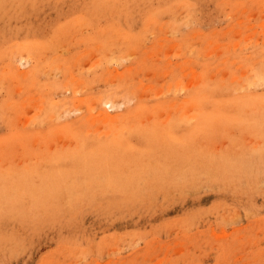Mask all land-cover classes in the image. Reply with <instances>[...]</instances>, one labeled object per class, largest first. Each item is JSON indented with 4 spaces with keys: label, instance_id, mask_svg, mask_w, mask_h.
<instances>
[{
    "label": "rangeland",
    "instance_id": "1",
    "mask_svg": "<svg viewBox=\"0 0 264 264\" xmlns=\"http://www.w3.org/2000/svg\"><path fill=\"white\" fill-rule=\"evenodd\" d=\"M260 58L264 61V0H0V145L12 129L29 133L0 150V264H264V131L246 129L249 114H243L241 126L220 127L226 130H172L190 164L189 170L180 168L184 183L166 177L170 182L153 183L151 190L140 184L139 193L124 196L106 190L116 180V166L85 175L74 173L79 166L72 161L50 166L74 174L68 179L86 190L102 180L104 192L96 190L103 185L99 182L91 188L97 193L81 189L85 194L80 191L79 200L80 194L60 183L59 173L43 177L50 155L66 153L75 142L72 133L47 135L49 123L39 110L48 102L68 103L72 97L66 88L75 87V101L56 120L84 118L87 98L122 81L140 92L129 104L119 100L115 109L106 107L107 114H122L125 104L132 108L140 100L159 106L170 81L164 75L167 64L183 74L206 72L215 81L210 86L216 87L217 102L264 97V82L245 80L247 91L234 90L238 84L232 83L250 68L263 72L254 62ZM249 60L258 68L248 67ZM222 78L225 87L218 85ZM80 129L74 131L84 148L125 134L145 166L163 164L168 153L162 147L175 145L171 131L107 132L90 124ZM118 153L125 157L128 150L121 145ZM39 190L45 198L36 202L32 198L42 195ZM8 199L11 203L4 202Z\"/></svg>",
    "mask_w": 264,
    "mask_h": 264
},
{
    "label": "bare ground",
    "instance_id": "2",
    "mask_svg": "<svg viewBox=\"0 0 264 264\" xmlns=\"http://www.w3.org/2000/svg\"><path fill=\"white\" fill-rule=\"evenodd\" d=\"M94 8H95V6H94ZM94 8H92V9L94 10ZM151 24L154 25L153 22ZM132 38L133 37L129 36L126 43L130 44L131 43L130 40H132ZM209 44H211V43H209ZM173 52H174V50H173ZM173 52H171V53H173ZM179 53H180L179 51L178 52L175 51L173 54H175L176 56H179L178 55ZM250 58H251L250 56L247 57V60L250 59ZM24 59L21 60V61L24 62ZM250 60H249V62H250ZM259 60H255V61L253 60V61L255 63H257L256 65L258 67L260 66V70L262 68V71H263L264 70V66H261V63H262V65H264L263 64L264 63L263 58L259 62L260 65H258V62H256V61H259ZM21 61H19V62H21ZM26 61H28V60H25V62ZM253 61H251L252 63L250 62L249 64H248V62L247 63L243 62V64H245V65L248 64V67L252 66L253 68H255L257 66L254 64ZM182 64H187V63L185 61H183ZM250 64H251V66H249ZM10 65H13V64L10 63ZM19 65H21V64H19ZM13 66H9L10 70L13 69L12 68ZM183 66H185V65H183ZM178 67H180V66H178ZM151 69H152L151 71L153 73H157L158 68L151 67ZM164 69H165L164 70V75H166L170 79V81H169V83L166 86L167 95L163 96L161 91L158 92V97L163 96L161 99H159L160 101H162V103L159 106L156 105V106H152V107L149 106L148 107V106H145L144 104H142L141 100L140 101L137 100L138 103H140V104H138V103L136 104L135 103L134 107H132V108H129V106L127 104H125V105L123 104L125 107H128V108L122 114H116L115 115V113H114V116L107 114V111H105L106 107L108 108V110L110 108L115 109V105H117L116 103H118L119 100H124V101H122L123 103L124 102L125 103L128 102V104H129L130 103L129 101H131V100H129L130 97L135 98V97L138 96L137 93L140 92V91L139 92L137 91L138 90L137 85L132 83L133 84L132 90H130V88H131L130 86L132 84L131 83L128 84L129 82L122 81L118 85L116 84V86L112 85V88L110 90H109V88H108V90H105V89H107V88H105V89H103L105 91H103L102 93H99V94L97 93L98 95L97 94L95 96L92 95L91 97L87 98L86 99V103H85L86 115H84V118H78L76 120H70V121L65 122L63 124H59L57 122V120H56L58 117L61 118L60 114L65 112V109H67L75 101V95H74V93L76 92V88L75 87L66 88L68 90L70 89V93H71V97H72V99L68 103H66V104L62 103L61 104L60 101H59V103L48 102V103L45 104V106L40 107L39 110L42 111L40 113H43L44 114L43 116L46 119L45 123L46 124L49 123V126L46 129L47 130V135H48V133L51 134L50 136H52L53 134H58V133L60 134L61 132L62 133L63 132L70 133V134L72 133L73 140L75 142V145H71L69 151H67L66 153H52L53 155L51 154L50 158L48 160L45 159L46 160V166L43 165V169H42L44 175L45 174H52V176H53L54 173H59L62 176V178H59L60 183L63 184L64 187L68 188V190L70 192L73 191V193H74L76 191L77 192V196L76 197L80 196L79 197V200H80V198L83 195L81 192H83L84 190L87 193H88V190L92 191V192L94 191L93 193H95L96 190L104 192L105 191L104 190L105 187H103V186H105V185H104L103 182H101L102 180L98 181V183L100 182L99 185L103 184L101 186L103 189L98 185V183H95V184L98 185L100 188H98V186L96 187L95 184H91V185L94 186V188H98V189H96V190L94 188L91 189L93 186L90 187V189H89L88 187L91 186L90 183H89L88 184L89 186L84 184V185H86V188H88L86 190V189H84L85 188L84 186H80L82 184H80V185L78 184L77 185V183L79 181L77 183H74L73 179H68V177H67L68 175L75 176L74 174H72L70 172H66V171H61V170H58V169H52V168H50V166H52V167L54 166L55 167L58 163L66 162V161H70V162L72 161L73 164H76V167H77V165L79 166V168H78L79 170L77 169V172H74V173H76L78 175H80V173H84V175H85L86 174L85 172L88 173L89 171H92V170H96L97 172L101 173L105 169L107 171V168H112L113 166H116V172H117L116 175H114V173H112L115 169H113V171L109 170L112 173V176L114 175L113 177L116 179L115 181H113L115 183L112 182V184H111V183L108 182L109 185H107V186L109 188L106 187L107 188L106 190L109 191V192L113 191V190L114 191L118 190L121 194H123L122 192H125V194L127 196H129L128 193H133V194L137 193V192L139 193L140 190L145 189V188L147 189L148 186L150 188V186H152L153 183H156V185H157V183L161 182L163 179H167L166 177H168L169 179H171L173 181H174V179L176 181V178L179 177V179H182V182L187 179L186 177H184V179L185 178L186 179L183 180V177H180V176H183V175H180L182 173V171H183L180 168L183 169L184 167H186L185 169L186 170L188 169V165H190L188 163V161H187L188 156L184 152L183 153L180 152L179 148H181L183 143H181L180 140H177V138H179V137H177L174 134V132H172V130H179V131L180 130H182V131L183 130L184 131H186V130H188V131L226 130L225 127H223V128H220V127L224 125V126H226L228 128V126L239 125V124L241 126L242 125L241 121L242 120L245 121V118L248 117L247 118L248 120L246 121L247 124H248V127L246 128L247 130L264 131V97H262V96H259V97L250 96L249 97L248 96L250 98L249 100L248 99H244V101H240L239 100L238 103H236V102L235 103L217 102V101H215L213 99V94L216 91L215 90L216 87H215V85H214V87L210 86V84L211 83L213 84L215 81L213 79H211L210 77H208L206 75V72H204L205 74L204 73L196 74L193 71L192 72L189 71V74L188 73L187 74H183V73H181V71L177 72L176 71L177 68L169 67L168 64H167V66L164 67ZM251 70H252V68H250L248 70L249 72L248 71L246 73L243 72L242 73L243 74L242 77L241 76L238 77V78L237 77H232V83L235 82V83L238 84V85H236V88H234V90L236 89V91H238L237 87L240 90H244V88H243L245 86L244 84H247L248 81H250L252 83V85L257 84L259 82H261V83L264 82V71L261 72V71H259V69H257L258 71L257 70H252L251 71ZM226 74H229V73L227 72ZM249 74H250V76L253 74L252 75L253 77L250 80L248 78ZM22 77H25V75L22 76ZM27 77H29V75H27L26 78ZM12 78H13V76H12ZM26 78H23V80H25ZM187 79H189V81ZM224 79L225 78H222L221 79V83H218V85H221L220 87H222V86L225 87V85H223V82H224L223 80ZM247 79H248V81H245ZM77 84H78V82H77ZM128 85H130V86H128ZM247 85H249V87H250V83H248ZM240 87H242V88H240ZM249 87H248V89H249ZM146 89H150V87L147 86V87L141 88L142 96L144 95V92L146 91ZM246 89H247V87H246ZM246 89L244 91L248 90V89L247 90ZM121 90H125V91H123L122 95H117V93H119V91H121ZM177 90L180 91V93H182V95H184V96L182 97V96L177 95L176 94ZM80 91L81 90L79 89L78 93H80ZM124 94H130V95L124 96ZM121 96L123 98H121ZM127 96H129V97H127ZM124 97L125 98L127 97L128 99L126 100V99H124ZM138 98H140V97H138ZM245 100H248V101H245ZM122 102H120V103H122ZM120 103H119V106H120ZM120 107H122V106H120ZM232 109H235L238 114L237 115L236 114H231ZM36 111H38V110H36ZM40 113L38 114L39 115L38 117H40V115L42 116V114H40ZM94 114H95V116H94ZM243 114H246V115L249 114V115L246 116L243 119L242 118ZM49 116H50V121L47 122V119H49ZM63 116H64V114H63ZM54 122H55V124H54ZM88 124L95 125V126H97V125L102 126L104 128V130H106L107 132L108 131H111V132L112 131H118V132L120 131L119 133H121V131H124V132L125 131H130V132L131 131H136V132L137 131H171V137L175 138V145H174L173 148L162 147V148H164V151H166V153H168V154H166L165 159L163 158L165 160V162L163 164H157L156 166H152V165L150 166L149 163H148L149 166H147V165L145 166V165L142 164V162L141 163L138 162L140 157L138 156L139 154H137V150H134V148H132V146L130 144L126 143L127 141L129 142V140L126 139L127 136H126V138L123 137V136H125V134H123V136L115 134V136H116L115 138L113 137L111 139H108L107 141L106 140L103 141L101 139H98L97 140L98 142H96V144H94V146H90V147L85 146V148H84L83 147V145L85 144L84 141L81 142L80 139H77L78 135H77V132L74 131V130H81L80 129L81 126H85V125H88ZM245 126L246 125H244L243 127H245ZM234 127H236V126H234ZM12 130H13L12 135L10 137L4 139L2 141V143H1V145H0V150H2L3 152L5 150L7 151V149H9L10 147L11 148L13 147L14 143L12 141V138L17 136L18 134H24V137L27 136L26 134H29L27 132H20V131L18 132V131H16L17 128L12 129ZM22 130H24V129H22ZM62 135H66V134H62ZM50 136H48V137H50ZM46 137H41V140L43 141L44 138L46 140L48 138V137L47 138ZM182 138L185 139V137H182ZM49 139L50 138H48V140ZM121 145H124L125 149L128 150V155L125 156V157L122 156L124 153H120L122 155H120L118 153V150L120 149ZM151 145H153V144H151ZM158 146H159V144H158ZM161 146H163V145H161ZM67 148H69V147H67ZM159 148H160V146H159ZM133 151L135 153H133ZM164 151L162 150L163 154H165ZM129 152L131 154L130 156H129ZM180 153H181V155H180ZM176 160H178L179 162H181L180 160H183L184 163H186V166L184 164V166L181 167V165ZM114 162H118L119 165L118 166L114 165L113 164ZM177 163L180 165L179 168H178ZM70 165H71V163H70ZM135 166H137V167H135ZM191 169H192V167H191ZM23 170H25V169H23ZM27 170H29V169H27ZM31 171L34 172V170H31ZM180 171H181V173H180ZM10 172H8V174ZM246 172H247V170L245 171V173ZM6 173H7V171H6ZM6 173L4 172L5 175H6ZM4 174H3V176H4ZM84 175H82L84 178L82 179V177H81L82 180L80 179L81 181H83V183L85 182L84 180L86 179V176H84ZM97 176H98V174H97ZM11 177H13V176H11ZM43 177H46V175L43 176ZM73 178H75V177H73ZM89 178H90V176H89ZM97 178L98 177H95V179H97ZM110 178L112 179V177H110ZM169 179H167V181ZM93 180H94V178H93ZM103 180H104V178H103ZM108 180H105L106 184H108L107 183ZM112 180H114V179H112ZM120 180L122 182H119ZM140 181H142V182H140ZM165 182H166V180H164V183ZM169 182H170V180H169ZM60 183H59V187H60ZM177 183H178V181H177ZM140 184H143V185H140ZM160 184H162V183H160ZM165 184H167V183H165ZM179 184H180V180H179ZM134 185H137V186L134 187ZM138 185H140L142 187V189H141V187L138 188L139 187ZM48 186H49V184H48ZM165 187H167V186L165 185ZM171 187H175V186L172 185ZM176 187H177V185H176ZM179 187H180V185H179ZM118 188L121 189L122 191L119 190ZM81 189L82 190L84 189V190L81 191ZM164 189L165 188H163L161 190H164ZM41 190H43V189H41ZM68 190H66V192H69ZM150 190H151V188H150ZM15 191H17V190H15ZM39 191H37V193ZM143 191H145V190H143ZM164 191H168V190H164ZM164 191H160V192H164ZM10 192H12V191H10ZM42 192L43 191H40V193L42 194L40 196L43 197L44 194ZM48 192H50V191H48ZM60 192H62V191L60 190ZM44 193L47 194V192H44ZM51 193H52V191H51ZM7 194H5L6 198L8 197V196H6ZM14 194H15V192H14ZM48 194H49L48 196L52 195L50 193H48ZM125 194H123V195L126 196ZM28 195L30 197H32L31 193L28 194ZM33 196H35V194H33ZM40 196H39V198L34 197L32 199L33 200L36 199L35 200L36 202L38 201V199H39V201H42L45 198V196L43 198L40 197ZM11 197H13V196L11 195ZM11 197H10V199H11ZM76 197L75 196L73 197L75 199V201H77ZM52 199L55 200L56 198L54 199L52 197ZM19 200H21V199H19ZM10 201H12V200L8 199L7 201H4V202H10ZM35 201H34V203H35ZM45 202H44V204H45ZM32 204H33V202H32ZM48 205H46V206H48ZM42 206H44V205L42 204ZM58 209H59V207H58ZM46 213L48 214V212H46ZM52 213H53V211H52ZM46 219H48V218H46ZM14 220H16V219H14Z\"/></svg>",
    "mask_w": 264,
    "mask_h": 264
}]
</instances>
